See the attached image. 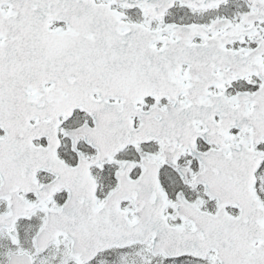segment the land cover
I'll use <instances>...</instances> for the list:
<instances>
[{
  "label": "snow or ice",
  "instance_id": "1",
  "mask_svg": "<svg viewBox=\"0 0 264 264\" xmlns=\"http://www.w3.org/2000/svg\"><path fill=\"white\" fill-rule=\"evenodd\" d=\"M0 264H264V0H0Z\"/></svg>",
  "mask_w": 264,
  "mask_h": 264
}]
</instances>
